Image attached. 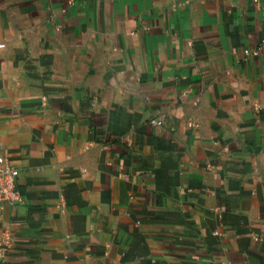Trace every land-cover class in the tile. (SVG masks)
Returning a JSON list of instances; mask_svg holds the SVG:
<instances>
[{"label":"crops","instance_id":"1","mask_svg":"<svg viewBox=\"0 0 264 264\" xmlns=\"http://www.w3.org/2000/svg\"><path fill=\"white\" fill-rule=\"evenodd\" d=\"M0 154V264H264V0H0Z\"/></svg>","mask_w":264,"mask_h":264},{"label":"built area","instance_id":"2","mask_svg":"<svg viewBox=\"0 0 264 264\" xmlns=\"http://www.w3.org/2000/svg\"><path fill=\"white\" fill-rule=\"evenodd\" d=\"M261 47L247 50L249 55H258ZM161 124V121H158ZM20 171L5 155L0 154V213L6 204H17L22 199L18 186Z\"/></svg>","mask_w":264,"mask_h":264}]
</instances>
